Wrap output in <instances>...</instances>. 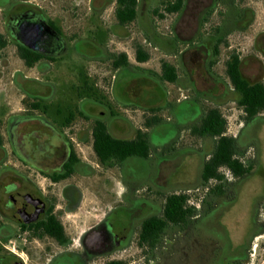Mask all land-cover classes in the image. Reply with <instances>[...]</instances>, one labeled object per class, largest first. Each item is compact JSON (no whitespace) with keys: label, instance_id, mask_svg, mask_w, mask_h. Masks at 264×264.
<instances>
[{"label":"flooded vegetation","instance_id":"af4514ba","mask_svg":"<svg viewBox=\"0 0 264 264\" xmlns=\"http://www.w3.org/2000/svg\"><path fill=\"white\" fill-rule=\"evenodd\" d=\"M176 1L135 0V18L120 22L119 0H0L1 85L13 84L30 99L17 107L0 104V264H240L247 256L250 241L262 233L247 239L252 212L250 227L238 245L233 246L222 223L237 196V179L231 176L228 191L216 197L209 191L210 183L202 180L215 138L196 136L213 138L214 146L204 152L179 143V130L189 126L194 135L193 127L207 110L202 112L195 101L196 107H187L180 118L172 114L166 119L172 123L171 134L159 138L151 131L162 118L147 126L141 117L144 108L99 101L94 93L107 100L110 89L104 92L87 80L104 76L106 69L112 73L110 88L123 72L137 75L130 83L139 84L148 58L139 59L138 49L148 52L142 43L125 40L130 26L138 23L147 33L143 42L154 49L162 43L176 46L177 36L158 31L152 17L160 18L163 8ZM217 1L203 12L209 13ZM172 13L177 11L165 14ZM99 32L105 36L102 40L97 39ZM121 40L132 49V60L126 51L111 48ZM69 53L84 63L82 72H73L85 77L81 90L93 95L78 96L80 106L74 108L78 119H73L72 111L58 123L47 114L54 84L40 77L57 70ZM4 78L8 80L2 82ZM155 80L161 83L160 77ZM87 98L90 102L82 106ZM96 105L104 110H94ZM112 106L142 111L134 119L115 113ZM260 116L251 123L243 120L235 139L239 156L238 150L252 143L257 147L264 113ZM99 124L127 151L135 152H127L122 160L113 155L100 158L93 149ZM185 147L198 160L196 177L172 181L179 150ZM199 188L203 194L197 199L194 190ZM263 195L264 187L262 199ZM178 202L186 214L181 211L179 216ZM167 203L170 216L165 212Z\"/></svg>","mask_w":264,"mask_h":264},{"label":"rangeland","instance_id":"374dc122","mask_svg":"<svg viewBox=\"0 0 264 264\" xmlns=\"http://www.w3.org/2000/svg\"><path fill=\"white\" fill-rule=\"evenodd\" d=\"M214 1L181 0V7L177 13L164 14L162 18L152 15L158 31L171 32L177 36L178 44L173 47L162 43L157 47L158 49H154L143 42V39H148L147 33H143L138 23L135 22L136 24L130 26L129 37L125 40L128 43L135 41L144 45L149 55L143 65L146 74L140 77L138 84L137 80L130 83L133 78H137V75L120 73L117 79L113 80L111 88L112 73L109 70L104 69V76L87 78L88 83L96 82L104 92L110 89L105 97L108 101L98 92L93 95L81 90L85 77L73 71L77 69L82 72L84 63L80 61V57L66 54L65 62L60 63L57 70L40 77L41 80L53 83L55 87L54 94L47 101L48 117L59 123L74 111L72 117L74 120L78 119L79 116L74 110L79 104L78 96L88 94L109 105L113 100L114 103L141 106L145 109L141 117L144 116L146 121H150L151 117L162 118L163 120L155 128L152 127L151 131L160 138L166 132L169 136L173 129L172 123L166 119L172 114L180 118L187 107H196L194 104L196 101L202 112L209 108H218L226 119V134L236 139L243 127L242 111L236 103L238 95L233 91L225 73V62L229 53L236 52L241 59L244 78L250 82L264 83V0H218L209 13L203 12L204 7L208 4L212 6ZM104 37L103 33L97 34L98 40ZM112 39L116 40V37ZM111 48L116 51H126L128 58L133 59L132 49L124 41H115ZM163 61L173 64L177 69L178 76L173 83L165 81L160 83L159 80H155L161 73ZM150 75H154L155 78ZM7 80L4 78L2 82ZM8 86L9 94H12L14 101L12 105L17 107L22 100L30 101L29 98L23 97V93L13 84ZM27 86L34 87L33 84ZM40 90L48 93L47 89ZM185 97L191 100L184 101ZM81 102L83 106L90 100L87 98ZM155 106H158L160 111L146 110ZM96 109L104 110L100 105H96L94 110ZM113 109L115 113L126 114L134 119H137L142 111H133L134 108L117 110L113 107ZM73 122L79 123V121ZM146 132H150V128L147 127ZM179 134V143L191 144L195 151L204 152L214 146L213 138L200 139L191 135L189 126L181 128ZM256 141V148L252 143L238 150L242 159L254 160V157H257L258 163L254 166L253 174L241 185L236 201L222 217V223L228 230L233 246L242 243L250 227L253 201L263 194L264 124L262 123L258 126ZM177 161L171 174L172 181H193L199 164L195 152L190 147H185L179 150ZM168 176L170 177L169 174ZM226 178L228 182L233 181L228 173ZM194 191L197 199L203 194L201 188ZM257 199L255 219L257 223L264 225V199ZM197 256L198 254H195L194 257ZM240 264H264V232L250 241L247 256Z\"/></svg>","mask_w":264,"mask_h":264},{"label":"trees","instance_id":"16d2710c","mask_svg":"<svg viewBox=\"0 0 264 264\" xmlns=\"http://www.w3.org/2000/svg\"><path fill=\"white\" fill-rule=\"evenodd\" d=\"M134 5L135 0H119L116 17L120 22L126 20L132 21L135 18L136 12ZM180 7L181 0H177L174 4L169 3L163 8L164 13L162 12L159 16L162 18L165 13L179 11ZM138 58L146 60L148 54L138 49ZM120 63H123V61H120ZM240 64L241 60L239 55L236 52L229 53L225 62V73L229 79L230 85L238 95L236 103L238 108L242 111V119L246 123H251L255 118L261 120L262 117L260 114L264 113V83L262 81L250 82L245 79L241 73ZM159 77L161 81L174 82L177 78L175 67L170 63L163 61L161 63V73ZM158 109L159 107L155 106L149 107L146 110L155 112ZM156 121V117H151V120L147 122V126ZM261 123H264V121ZM192 133L195 136L207 135L215 138L214 149L210 157L203 164L202 170V180L206 183H210L209 191L212 194V197L219 196L228 191L229 186L227 185L228 181L226 173L237 179L234 185V191L238 194L243 182L253 174L254 164L258 163L257 157L255 163L250 159V161L248 160L245 162L240 158L237 154L238 147L235 139L226 134V119L218 108H209L198 124L193 127ZM93 149L97 155L104 160L111 155L118 160H122L127 152H135L133 149L127 151L122 142L112 139L103 124H99L95 130ZM146 152L147 146H145L143 154H146ZM257 198L253 201L251 229L247 237L248 240L252 236L264 231V225H260L255 219ZM235 201L236 196H234L229 206ZM165 207L166 216H170L169 203H167ZM181 211H183V214H186L185 210H183L182 203L178 202L179 216Z\"/></svg>","mask_w":264,"mask_h":264},{"label":"crops","instance_id":"0c3cea01","mask_svg":"<svg viewBox=\"0 0 264 264\" xmlns=\"http://www.w3.org/2000/svg\"><path fill=\"white\" fill-rule=\"evenodd\" d=\"M9 86H5L3 87L1 85V80H0V104L1 103H10L12 104L14 101H13V98H12V94H9Z\"/></svg>","mask_w":264,"mask_h":264}]
</instances>
